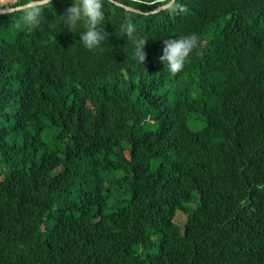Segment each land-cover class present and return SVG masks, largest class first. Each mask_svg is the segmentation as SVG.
Segmentation results:
<instances>
[{
    "label": "trees",
    "instance_id": "16d2710c",
    "mask_svg": "<svg viewBox=\"0 0 264 264\" xmlns=\"http://www.w3.org/2000/svg\"><path fill=\"white\" fill-rule=\"evenodd\" d=\"M191 1L205 4L183 7L180 26L161 12L154 31L153 16L103 0L108 38L94 51L58 18L74 0H53L34 29L15 26L20 11L0 15L16 35L2 59L0 178L32 221L0 264H264V0ZM129 20L148 39L145 64ZM192 33L201 43L172 75L163 40ZM226 44L243 58L225 75Z\"/></svg>",
    "mask_w": 264,
    "mask_h": 264
},
{
    "label": "clouds",
    "instance_id": "9594fccd",
    "mask_svg": "<svg viewBox=\"0 0 264 264\" xmlns=\"http://www.w3.org/2000/svg\"><path fill=\"white\" fill-rule=\"evenodd\" d=\"M22 1L0 0V14L14 15L15 12L20 11L22 14L14 22L15 26L20 27L23 25L26 28L34 29L41 24L43 11L49 5L52 6L53 0ZM109 1L116 6L124 7L128 11L144 13L145 16H153L151 19V27L154 31L159 29L155 19H157L161 12L165 11L168 14H174L171 23L175 26H180L184 23L186 16L189 15L187 12L183 13L185 11L183 7L188 8L191 5L205 4L191 0L179 5H177L178 0H144L143 3L150 9L141 12L140 10L125 5L121 0ZM103 9V0H74L72 6L65 8L63 15L58 18L63 28L79 34L80 43L86 50L94 51L100 46L103 40L108 38V34L103 27L104 22H108L105 19L106 15ZM121 30L134 47L133 59L141 64H145L146 53L144 48L148 39L138 34L135 25L130 20L121 25ZM15 40L16 35L11 30L0 31V44L2 46L0 52V81L4 73L2 59L15 44ZM200 43V38L195 33L174 39H164L162 55L158 57L159 62L172 75H176L183 70L188 57L194 49L199 47ZM221 47L226 49L224 53L226 64L224 74L226 75L241 65L243 53L240 47L234 44H226ZM62 82V76L57 75L46 78L42 82V86L44 89L54 91L61 86ZM38 84L40 83L37 82L35 85ZM17 198L21 199V195L14 184L13 177L6 179L5 176H2L0 178V254L6 257L18 256L16 254L17 245L28 236L32 229V221L24 209H13L11 207L12 201ZM81 203L79 206L80 209L82 207ZM109 221L105 218H98L92 224L106 225ZM20 264H24L22 259Z\"/></svg>",
    "mask_w": 264,
    "mask_h": 264
},
{
    "label": "rangeland",
    "instance_id": "374dc122",
    "mask_svg": "<svg viewBox=\"0 0 264 264\" xmlns=\"http://www.w3.org/2000/svg\"><path fill=\"white\" fill-rule=\"evenodd\" d=\"M187 222V216L183 213H178L176 217V223L179 225H184Z\"/></svg>",
    "mask_w": 264,
    "mask_h": 264
},
{
    "label": "water",
    "instance_id": "95a60500",
    "mask_svg": "<svg viewBox=\"0 0 264 264\" xmlns=\"http://www.w3.org/2000/svg\"><path fill=\"white\" fill-rule=\"evenodd\" d=\"M1 15V14H0Z\"/></svg>",
    "mask_w": 264,
    "mask_h": 264
}]
</instances>
